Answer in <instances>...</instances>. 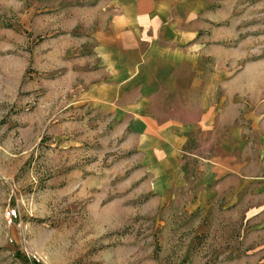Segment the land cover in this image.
I'll return each mask as SVG.
<instances>
[{
  "label": "rangeland",
  "instance_id": "rangeland-1",
  "mask_svg": "<svg viewBox=\"0 0 264 264\" xmlns=\"http://www.w3.org/2000/svg\"><path fill=\"white\" fill-rule=\"evenodd\" d=\"M207 1L216 123L188 139L184 180L161 184L82 96L90 0H0V264H264V0ZM216 154L242 188L202 192Z\"/></svg>",
  "mask_w": 264,
  "mask_h": 264
},
{
  "label": "crops",
  "instance_id": "crops-1",
  "mask_svg": "<svg viewBox=\"0 0 264 264\" xmlns=\"http://www.w3.org/2000/svg\"><path fill=\"white\" fill-rule=\"evenodd\" d=\"M82 4L83 10L90 9L92 23L91 67L83 98L134 138L142 163L151 168L156 181L181 183L188 139L210 130L217 118L209 70L204 76V43L196 40L204 32L208 1ZM200 158L197 180L205 195L230 183V191L242 188L237 163L221 154Z\"/></svg>",
  "mask_w": 264,
  "mask_h": 264
}]
</instances>
